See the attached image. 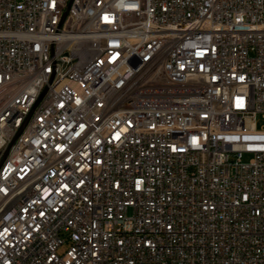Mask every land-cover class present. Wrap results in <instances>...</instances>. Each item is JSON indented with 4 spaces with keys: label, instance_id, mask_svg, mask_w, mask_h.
I'll return each instance as SVG.
<instances>
[{
    "label": "built area",
    "instance_id": "obj_1",
    "mask_svg": "<svg viewBox=\"0 0 264 264\" xmlns=\"http://www.w3.org/2000/svg\"><path fill=\"white\" fill-rule=\"evenodd\" d=\"M0 264H264V0H0Z\"/></svg>",
    "mask_w": 264,
    "mask_h": 264
},
{
    "label": "rangeland",
    "instance_id": "obj_2",
    "mask_svg": "<svg viewBox=\"0 0 264 264\" xmlns=\"http://www.w3.org/2000/svg\"><path fill=\"white\" fill-rule=\"evenodd\" d=\"M242 160H243V162H247L249 160V156L248 155H244Z\"/></svg>",
    "mask_w": 264,
    "mask_h": 264
}]
</instances>
